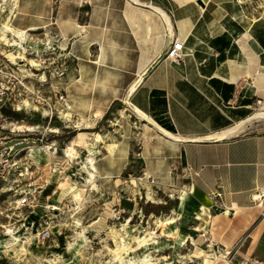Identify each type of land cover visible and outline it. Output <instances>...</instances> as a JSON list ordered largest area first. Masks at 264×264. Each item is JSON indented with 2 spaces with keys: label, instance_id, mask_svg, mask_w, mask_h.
<instances>
[{
  "label": "crops",
  "instance_id": "obj_1",
  "mask_svg": "<svg viewBox=\"0 0 264 264\" xmlns=\"http://www.w3.org/2000/svg\"><path fill=\"white\" fill-rule=\"evenodd\" d=\"M251 1L18 0L12 25L31 30L34 50L45 33L69 55L59 82L71 123L105 128L123 99L148 118L128 114L107 125L84 163L92 157L97 178L120 179L137 167L157 185L217 192L211 232L227 248L248 232L256 255L264 251V198L259 207L250 194L264 193V117L218 136L264 113V9ZM174 37L184 42L179 61L165 58Z\"/></svg>",
  "mask_w": 264,
  "mask_h": 264
},
{
  "label": "rangeland",
  "instance_id": "obj_2",
  "mask_svg": "<svg viewBox=\"0 0 264 264\" xmlns=\"http://www.w3.org/2000/svg\"><path fill=\"white\" fill-rule=\"evenodd\" d=\"M251 8L264 9V0H252ZM0 36L7 38V45L12 41L3 29ZM3 48L6 55L12 51V47ZM125 104L126 99L117 102L105 128L81 119L67 124L57 117L49 121L42 110L19 112L21 119L11 117L14 112L9 109L1 111L5 126L17 130L10 143L22 138L31 141L33 165L25 170L22 159L4 179L0 177V264H142L145 259L147 264H209L214 255L222 257L221 264H261L256 260L264 261V251L255 255L248 250V232L228 248L211 232V216L220 213L218 195L201 196L181 183L157 185L143 179L137 167L120 179H99L95 174L93 184L86 183L90 168L89 163L84 165L85 158L107 125L118 127L115 119L128 114L131 121L139 119ZM26 130L31 134L23 137ZM68 146L71 157H66ZM76 188L84 189L81 200L71 196ZM24 193L38 199L37 213L18 205ZM46 205L54 206L50 239L28 244L20 232L11 237L24 221L39 218ZM116 244L124 248L117 256L112 252Z\"/></svg>",
  "mask_w": 264,
  "mask_h": 264
},
{
  "label": "built area",
  "instance_id": "obj_3",
  "mask_svg": "<svg viewBox=\"0 0 264 264\" xmlns=\"http://www.w3.org/2000/svg\"><path fill=\"white\" fill-rule=\"evenodd\" d=\"M3 5L4 0H0L1 35L2 29L5 31V23L16 29L12 25V20L17 14L18 0H9L7 6ZM4 12L6 14L3 19ZM19 31H21V37L14 32L5 31L12 40L7 41L8 45L4 42L7 38L0 36V116L3 109H9L17 113L42 110L49 121L53 117H57L62 119V123H71L65 91L60 88L59 82L66 75V60L69 55L61 53L55 44L56 42L51 40L45 33L39 34L38 45L40 46L38 50H34V39L31 36V30ZM183 43L180 38L174 37L166 50L165 58L173 61L181 60L185 54ZM2 46L12 47V51L9 53L12 54V57L4 54ZM20 53L30 56L29 60H26L24 56H20ZM1 118L5 120L4 117L1 116ZM13 129L5 126L4 123H0V134L2 135L0 137V177L2 179L10 171L16 169L22 159L21 163L24 164L25 170H30L31 165H33L31 160L33 147L29 144L31 141L22 138L20 141L10 143V141L16 139ZM30 134L31 132L27 131L22 136L26 137ZM16 145L21 146L16 147ZM174 169L173 167L172 170L174 171ZM151 182L153 181L151 180ZM17 201L21 207L33 208V213H37L35 211L36 207L41 206L38 199L31 198L30 193H24ZM42 208H44L43 213L39 218L24 221L21 226L12 231L11 237L15 234L18 235L20 232L19 235L28 244H31V241L43 243L50 239L53 235L54 215L52 211L54 206L46 205Z\"/></svg>",
  "mask_w": 264,
  "mask_h": 264
},
{
  "label": "bare ground",
  "instance_id": "obj_4",
  "mask_svg": "<svg viewBox=\"0 0 264 264\" xmlns=\"http://www.w3.org/2000/svg\"><path fill=\"white\" fill-rule=\"evenodd\" d=\"M4 29H5V31H11V32H14L17 36H20L21 37V31H19V30H15L14 28H12L8 23H5L4 24ZM13 43V42H12ZM9 55H11L12 56V54H9ZM138 81V80H137ZM132 86V85H131ZM129 94V93H128ZM129 101L127 100L126 101V104H125V107L128 109L129 108ZM133 110H135L134 108H133ZM136 114H137V117L140 119V120H142V121H147L148 122V118L142 113V112H140L139 110H137L136 111ZM260 117H264V113H261L260 111L259 112H254L249 118H247V120H245V121H243V122H240V123H238V124H236L235 126H233V127H231V128H229L228 130H226V131H224V133H219V135L218 136H222V135H224V134H229V133H231L232 131L234 132L235 130H237V129H239V128H241L243 125H244V123L246 122V121H249V120H251L252 121V119H257V118H260ZM144 121V122H145ZM0 123H3V120H2V118H1V116H0ZM31 129V128H30ZM13 131L16 133V129L14 128L13 129ZM26 131H30L31 132V130H26ZM164 132V131H163ZM135 133V130L133 129V134ZM165 134H167L168 136H171L172 137V135L171 134H168V133H166V132H164ZM214 135V134H213ZM217 136V137H218ZM225 136V135H224ZM67 151H66V157H71L70 155H71V151H72V147L71 146H68L67 147V149H66ZM87 161H88V163H89V167L91 168V169H93L94 168V166H93V160H92V157L90 158H88L87 159ZM95 172V171H94ZM92 170H87V174H88V178H86V183H89V184H93V179H94V177H95V173H94ZM84 189H82V190H80V189H73L72 191H71V196L74 198V199H76V200H81L82 198H83V194H82V191H83ZM193 190H194V188H193ZM262 190H264V189H262ZM181 195V194H180ZM214 195H218V193L217 192H215L214 193ZM262 195H264V193H262L261 192V189H255V190H253L252 192H251V194H250V198H251V201L252 202H254L257 206H261V204H262V198H264V197H262ZM191 196V195H190ZM189 196V197H190ZM202 196V195H201ZM185 198H187V197H185ZM235 205V204H234ZM184 207V206H183ZM233 207V206H232ZM236 207V206H235ZM237 210V209H236ZM227 211V210H226ZM197 215V214H196ZM99 221V219L97 220V221H94L93 222V224H96L97 222ZM169 222H172V219L171 220H169L168 221V223ZM7 248H8V246H7ZM121 251H124V248H123V246H121L120 244H116V248L115 249H113L112 250V252H113V254L115 255V256H117ZM146 257V256H145ZM220 258H222V257H220V256H217V255H214V260H213V262H209V264H221V262H220ZM210 259V258H209ZM147 261L148 260H143V261H141V263L142 264H147ZM204 261V260H203ZM223 263H225L226 261L224 260V261H222ZM260 263H262V264H264V261H262V262H260ZM128 264H134L133 262H128Z\"/></svg>",
  "mask_w": 264,
  "mask_h": 264
},
{
  "label": "trees",
  "instance_id": "obj_5",
  "mask_svg": "<svg viewBox=\"0 0 264 264\" xmlns=\"http://www.w3.org/2000/svg\"><path fill=\"white\" fill-rule=\"evenodd\" d=\"M5 113H10V112H5ZM11 117L15 118V119H21V114L14 112V113H10Z\"/></svg>",
  "mask_w": 264,
  "mask_h": 264
}]
</instances>
